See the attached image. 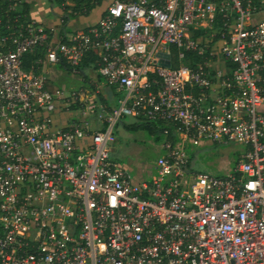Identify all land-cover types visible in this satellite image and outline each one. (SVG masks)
Instances as JSON below:
<instances>
[{"label":"built area","instance_id":"1","mask_svg":"<svg viewBox=\"0 0 264 264\" xmlns=\"http://www.w3.org/2000/svg\"><path fill=\"white\" fill-rule=\"evenodd\" d=\"M23 18L0 32V264H264V0H113L73 33ZM83 61L92 89L51 83ZM127 118L163 124L150 177L111 158ZM206 141L239 146L226 175L189 167Z\"/></svg>","mask_w":264,"mask_h":264},{"label":"rangeland","instance_id":"2","mask_svg":"<svg viewBox=\"0 0 264 264\" xmlns=\"http://www.w3.org/2000/svg\"><path fill=\"white\" fill-rule=\"evenodd\" d=\"M37 4L39 5L37 6ZM64 6L71 8L74 3L67 0ZM37 7H42V11L39 12L40 9ZM100 8L101 5L98 4L93 6L91 19L97 17ZM31 12L39 22L54 31L61 27L60 15L63 14V11L58 2L39 0L38 3H31ZM69 19L75 21L76 15H69ZM84 73L87 77L86 81H83L80 74H75L78 77H72L69 72L61 74L59 77L55 70L51 71L49 77L57 80V85L64 88L85 86L92 89L90 81L97 80L96 70L86 66ZM96 100L98 99L96 98ZM127 121L134 125L125 127L119 124L115 128L116 141L111 144V158L120 164H128L130 173L135 176V172L140 171L143 174L146 172L144 170H151L152 163L160 154H163L164 150L161 148V144L165 139V134L161 131L162 123L155 122L156 131H152L147 127L136 126L137 121L134 118H127ZM177 139L178 136H176V141ZM185 150L190 160L189 167L192 170L201 174L224 176L231 170L234 160L237 158L239 146L234 143L206 141L199 145L186 143Z\"/></svg>","mask_w":264,"mask_h":264},{"label":"crops","instance_id":"3","mask_svg":"<svg viewBox=\"0 0 264 264\" xmlns=\"http://www.w3.org/2000/svg\"><path fill=\"white\" fill-rule=\"evenodd\" d=\"M26 1L29 5V17L31 19H33L34 21H36L37 23L43 25L42 22H39L31 12V3H33V4L38 3L39 0H26ZM91 1L94 2L93 6H95L96 4L101 5V8L99 10L97 17L92 18V19L90 18V15H91V10L93 9V7L87 12H85V9H82L81 11H79V10L75 11L72 9L73 6H71V8H65V6H64L65 2L60 3V7L62 8L63 14L60 15L61 27L56 30V33L59 34V33H62L63 31H65L66 33H73V32H78V31L80 32L82 30H85L87 27L97 23V21L103 15L107 5L110 4L113 0H106V1L105 0H91ZM83 4H85V3H83ZM38 5L39 4H37V6ZM37 8L40 9L39 12L42 11V7H37ZM69 15H76V20L71 21L69 19ZM43 26H45V25H43ZM45 27H47V26H45ZM47 28H49V27H47ZM47 69L49 71V74L51 73L52 70H55L59 77H61V74H66L67 72L71 73L70 70H68L64 67H61L59 65H49ZM70 76L78 77L73 73H71ZM82 79L84 81L83 77H82ZM51 83L54 85L55 84L57 85V80L51 79ZM121 165L124 166L125 168L130 169L128 164L122 163ZM152 173H153V169L151 168V170H149V173L143 172V174H142L140 171L135 172V177L136 178L150 177V175Z\"/></svg>","mask_w":264,"mask_h":264},{"label":"trees","instance_id":"4","mask_svg":"<svg viewBox=\"0 0 264 264\" xmlns=\"http://www.w3.org/2000/svg\"><path fill=\"white\" fill-rule=\"evenodd\" d=\"M50 1H56L60 4L67 0H50ZM70 1L74 3V6L72 7V9L75 11H78V10L81 11L82 9H85V12H87L94 5V2L91 0H70ZM83 1H85V4H83ZM10 2H12V0H0V32H4V31L6 32V29L4 27L6 23L14 24L13 19L16 15L22 16V19H24L23 16L25 15L29 16V5L26 0H22L20 5L14 11L10 9L8 10V4ZM65 8H68V6H65ZM9 30H12V26L10 27ZM35 58L36 56L34 54H31V53L27 54L25 57L26 64H28L30 61L34 60ZM86 66H88V63L86 61H83V65L80 66V69L82 72H84V69ZM144 127H147V126H144Z\"/></svg>","mask_w":264,"mask_h":264},{"label":"water","instance_id":"5","mask_svg":"<svg viewBox=\"0 0 264 264\" xmlns=\"http://www.w3.org/2000/svg\"><path fill=\"white\" fill-rule=\"evenodd\" d=\"M165 64H167V65H168V62H166Z\"/></svg>","mask_w":264,"mask_h":264}]
</instances>
